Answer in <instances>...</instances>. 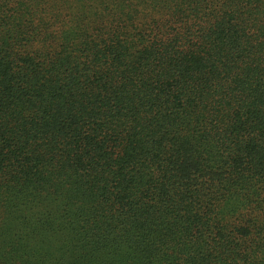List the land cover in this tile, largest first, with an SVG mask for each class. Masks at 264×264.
I'll use <instances>...</instances> for the list:
<instances>
[{
	"label": "trees",
	"instance_id": "obj_1",
	"mask_svg": "<svg viewBox=\"0 0 264 264\" xmlns=\"http://www.w3.org/2000/svg\"><path fill=\"white\" fill-rule=\"evenodd\" d=\"M0 264H264V0H0Z\"/></svg>",
	"mask_w": 264,
	"mask_h": 264
}]
</instances>
